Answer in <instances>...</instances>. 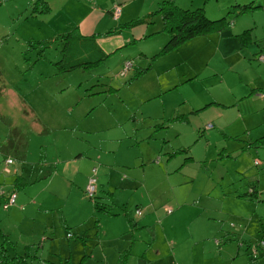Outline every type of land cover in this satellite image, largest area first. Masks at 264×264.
<instances>
[{"label":"rangeland","instance_id":"374dc122","mask_svg":"<svg viewBox=\"0 0 264 264\" xmlns=\"http://www.w3.org/2000/svg\"><path fill=\"white\" fill-rule=\"evenodd\" d=\"M64 1L46 0L54 10L40 11V0H0V264H111L113 247L95 249L104 215L116 220L107 225L108 236L116 229L125 235L115 264H264V256L255 260L260 247L254 251L264 240L254 214L264 206L252 204L248 193L255 164L249 152L264 153V137L258 138L264 130V0H172L178 8H201L207 18L225 20L165 53L170 33L157 10H168V0H128L119 5L126 10L120 20L108 15L112 25L103 35L125 21L143 20L137 25L146 26L147 37L75 68L63 59L67 35L59 31L69 19L58 6ZM82 1L68 0L76 6ZM119 39L113 34L99 43L107 53ZM143 49L148 57L157 53L156 60L132 57ZM123 53L133 64L125 65ZM208 101L197 113L206 111L205 122L214 115L225 126H214L209 137L206 127L200 138L192 131L195 122L182 114ZM249 131L256 140H249ZM41 139L82 147L92 142L89 150L103 156L94 199L114 214L97 210L59 168L42 188L52 178L39 169L44 160L20 155L24 141L30 150ZM180 145L186 149L172 151ZM7 156L12 167L25 162L29 170L4 173ZM129 179L132 186L122 188ZM12 192L17 200L5 209ZM142 218L147 227H136ZM49 223L65 231L60 238H53ZM89 225L81 238L77 227Z\"/></svg>","mask_w":264,"mask_h":264},{"label":"crops","instance_id":"0c3cea01","mask_svg":"<svg viewBox=\"0 0 264 264\" xmlns=\"http://www.w3.org/2000/svg\"><path fill=\"white\" fill-rule=\"evenodd\" d=\"M126 1L128 0H83L79 4V6H76L73 3H69L68 0H65L62 4H59L58 10L64 12L65 17L69 19V23L65 26V28L62 31H59V32L64 34V33L71 31L74 33V35L80 38H93L94 42L98 46V49L104 55V58H106V56L109 53L115 52L116 50L125 47L129 42H131L132 44H137L141 40H143L145 37H147L146 36V30H147L146 26L140 27L139 25H137V24H142L141 22L143 20L137 23H133V24L129 23V21H125L120 26H116L114 28L112 26V28L107 30L106 33L103 35V30L112 25V22H110V20L108 21V15L109 14L112 15L113 6L115 4H118L121 6ZM48 6L49 7H47V9L42 7L40 11L41 10H54L53 5L48 4ZM120 11L121 12L119 16L121 15L122 17V15H124V12L126 10H120ZM120 19L121 18H119V20ZM103 20L105 21V24L108 22L107 25L103 24ZM124 33H126L125 37L122 36V34ZM113 34H116L118 37H120V39L118 42L115 43L116 46L112 47L109 50V52L105 53L103 51V46L101 47L99 43V40L103 38V36H108V35H113ZM233 34L235 35V33ZM123 40H125V42ZM123 55H124L123 61L129 60L131 58V56H129L130 53H123ZM136 56L150 59V57H148L147 51H144V49L138 55H134L132 57H136ZM155 60L156 58L153 59V61ZM210 102L212 101H208L207 103H204L203 105L197 108H195L196 104H192V107H193L191 109L192 112H186L182 114V117H184L185 120H188L189 124H193V121L195 122L196 127L194 130L192 129V131L195 134H197L198 137L200 138L201 136H203V132H205L204 129H206L205 128L206 125L209 123H212L213 126L206 129L207 131L205 132V134L208 137H209V132L214 130L213 128L214 126H216L218 129H221L222 127L225 126L224 123H217L215 121L216 118L214 115L205 122L203 115L204 113H206V111L197 113V111L200 110L201 108H205L206 106H208ZM40 129H41V132L43 133L44 128L41 127ZM185 135H187L186 131H185ZM260 137H264V130H263V133H261L258 136V138ZM248 138L250 141L257 139V138L254 139L251 131H249L248 133ZM63 140H60V142ZM56 143L57 142H53L52 140H42L41 139L38 142H36L35 145H33V147L30 145V150H28L27 149L28 142H27L25 147L22 148L20 155L22 156L24 160H27L29 158V155L31 154H33L34 157H37L38 155H40L42 157V160H44V163L39 168L41 172L46 171L49 177H52L51 175L52 169L59 168L64 175L68 176V178L72 180L71 183H69L68 180L66 179H64V181L68 182L70 186L73 184H76L78 188L82 187L83 190H85V186L87 184V178L89 176L91 168L95 167V164H100L99 169L96 166L98 180L99 178H103V164L97 161V160L101 161L103 159L102 158L103 156L95 152H91L89 150L90 147L94 146L91 141L88 140L87 141L88 146H85V147L80 146L76 142H70V140L62 142L61 145H57ZM263 143L264 142H262V145ZM190 146L191 147H187L189 151V157L193 158L194 154L192 151L190 152L193 146L191 144ZM182 148L186 149V146L180 145L178 147L173 148L172 151L173 152L175 151V153H177ZM258 155H260V152H257V154L253 153V151L249 152V157L252 159V161L258 160V159L259 160H258V165H255L252 163V165L250 166V168H252L254 171L248 174V184H250L248 193L252 195L249 199V200L252 199L251 200L252 204H254L255 206H259V205L264 206V183L262 184L260 182L261 178L262 177L264 178V153L262 154V156H258ZM6 158H11V157L7 156ZM13 164L10 165L9 173L13 172L12 174H15V175L18 174L19 176H21L23 175L24 171L29 170L24 167L27 164L25 162L12 167ZM3 166H4V161H3ZM254 166H257V167L254 168ZM36 167H37L36 165H33V170ZM54 178L55 176L48 179L47 182L42 186V188L47 190L50 184L54 181ZM132 182L133 181L131 179L123 180L121 182V185L123 186L122 188L132 186L133 184ZM251 189H253L252 192H250ZM244 190H246V188ZM47 198H48V194L40 201V205H42L47 200ZM16 200H17V195H16ZM255 201H258V202H255ZM103 214L112 215V214H108L105 212H103ZM254 216L257 218L258 221H260V226H259L260 230L264 232L263 231L264 226L262 225V218L264 217V211L261 212L260 214L255 213ZM102 220L104 222V228L100 236L98 237V246H96L95 244V249L98 250L99 248H103V252H104L106 247H113L112 256H115L117 254V258H118L122 251V246H123V242L120 239H123L125 235L124 234L122 235V232L117 233V229H116L114 232L111 233L110 236H108L107 225L116 226L115 225L116 220L113 217L105 216V215L100 217L99 221H102ZM250 221H252V218L250 219ZM128 222L130 225V229L133 231L134 229L132 228L133 224L130 223L129 219H128ZM134 222H135L134 225L136 227H138L140 224H142L140 225L141 227H145V226L147 227L146 224H148V221H146L145 218L137 219ZM64 225L68 226L69 222L65 220ZM47 226L51 227L50 232L52 233L54 239L60 238L65 232L62 229L57 228V226L54 223H49ZM91 227H92L91 225L87 226L86 228L77 227V232L81 236V238H84L89 233ZM88 228H89V231L86 232V229ZM66 234H69V233H66ZM262 234H263L262 238H264V233ZM77 244L80 245V243H77ZM248 252H250V249L246 253L248 254ZM262 256H264V247L260 246V248L258 249V253L255 257L257 259L255 260H258ZM248 257H249L248 260L250 261V263H253L255 261V260L254 261L250 260V259H254L252 255H249ZM117 258L111 264H115V262L117 261Z\"/></svg>","mask_w":264,"mask_h":264},{"label":"trees","instance_id":"16d2710c","mask_svg":"<svg viewBox=\"0 0 264 264\" xmlns=\"http://www.w3.org/2000/svg\"><path fill=\"white\" fill-rule=\"evenodd\" d=\"M40 3H41V5L39 6L40 9H42V7L47 9L46 0H40ZM167 3H168V10H157V12H159L160 14V17H162L163 29L167 33H170L169 39L164 43V46L162 47L160 53H165L177 47L180 43L184 42L185 40L191 39L192 37L198 35H204L212 29L219 28L224 23L225 20L224 18L217 20L209 19L206 17L204 10H202L201 8H196L194 10L181 9L178 8L177 5H174L172 0H168ZM64 35L65 34H62V36ZM66 35H67V40H66L67 42L64 50H67V54L64 56L63 59L64 62L68 64L67 66L69 68L72 67L75 68L81 65L92 66L93 64L103 60L104 55L98 49V46L94 42L93 38H80L74 35V33L71 31L67 32ZM242 36H245V34L238 35V37H242ZM241 41H243L242 38ZM261 55L262 54H260V56ZM155 56H158V54L156 53L152 55L150 59L152 60L155 59L156 58ZM26 143L27 142L24 141L22 148L25 147ZM255 165H258V160H257V164ZM90 174L91 171L89 173V176ZM96 176H97V167H96ZM85 195L86 197L90 198L89 196H87L86 192ZM96 195L97 192L95 196ZM95 196L90 199H94ZM93 201H94V206L97 210L103 211L108 214H114V212L110 209L111 206L109 204L101 203L95 199ZM139 214L140 212L139 213L134 212V215H139ZM258 242L255 244L254 251L256 250L257 247L260 246L262 247L261 243ZM118 263L124 264L122 259H120ZM60 264H66V263L62 262Z\"/></svg>","mask_w":264,"mask_h":264},{"label":"built area","instance_id":"2783aa9c","mask_svg":"<svg viewBox=\"0 0 264 264\" xmlns=\"http://www.w3.org/2000/svg\"><path fill=\"white\" fill-rule=\"evenodd\" d=\"M120 12V6L118 4L113 6V11L112 14L114 17H117L118 14ZM260 59L264 62V56L263 54L260 56ZM132 64L131 61H126L125 65L128 64ZM212 126L211 123L207 124L206 127L210 128ZM255 164H257V160L254 161ZM13 164V159L12 158H6L4 160V166H3V171L5 173H9L10 172V165ZM85 192L87 194V196H89L90 198L94 197L96 192H97V176H96V167H93L91 169V174L88 177V181L85 187ZM252 192V189H251ZM15 199H16V194L15 193H10L6 196L5 202L3 204V207L5 209H7L9 206L13 205L15 203ZM170 212V211H168ZM137 213H139V211H137ZM258 243H261V245L264 244V240L259 241Z\"/></svg>","mask_w":264,"mask_h":264}]
</instances>
